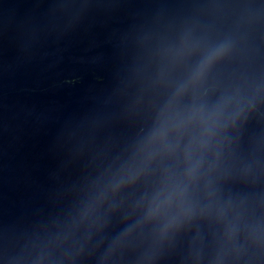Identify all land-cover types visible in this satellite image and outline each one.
Returning a JSON list of instances; mask_svg holds the SVG:
<instances>
[{
	"label": "water",
	"instance_id": "water-1",
	"mask_svg": "<svg viewBox=\"0 0 264 264\" xmlns=\"http://www.w3.org/2000/svg\"><path fill=\"white\" fill-rule=\"evenodd\" d=\"M0 264H264V0H0Z\"/></svg>",
	"mask_w": 264,
	"mask_h": 264
}]
</instances>
